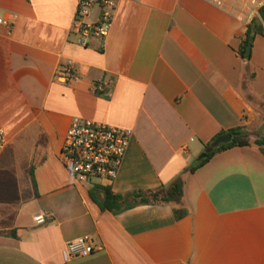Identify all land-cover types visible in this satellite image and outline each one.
Listing matches in <instances>:
<instances>
[{"label":"crops","instance_id":"crops-1","mask_svg":"<svg viewBox=\"0 0 264 264\" xmlns=\"http://www.w3.org/2000/svg\"><path fill=\"white\" fill-rule=\"evenodd\" d=\"M115 1L107 37L83 47L70 32L75 0H0V264H264L260 147L231 148L188 171L223 131L246 126L264 139L263 124L254 129L264 33L240 55L264 0ZM69 65L73 77L57 80ZM102 81L112 88L97 95ZM75 117L132 130L111 184L81 183L65 168ZM181 175V220L171 204L100 207L103 187L126 195ZM82 236L100 249L66 260L65 244Z\"/></svg>","mask_w":264,"mask_h":264},{"label":"built area","instance_id":"built-area-1","mask_svg":"<svg viewBox=\"0 0 264 264\" xmlns=\"http://www.w3.org/2000/svg\"><path fill=\"white\" fill-rule=\"evenodd\" d=\"M76 10L71 26V35L76 43L87 47L90 40H103L109 34L116 9L115 0H75ZM94 17L92 18V15ZM3 23V20H0ZM264 25V24H263ZM264 33V32H263ZM74 68L69 65L58 69L57 80L68 81L73 77ZM110 81L98 82L93 91L97 95L108 93ZM132 137V130L117 128L87 119H72L61 147L62 162L77 181L81 183L104 182L111 184L117 177ZM6 143L4 129L0 126V153ZM45 216L38 215L35 222L45 223ZM90 237L82 236L67 242L63 257L68 260L86 257L99 250Z\"/></svg>","mask_w":264,"mask_h":264},{"label":"trees","instance_id":"trees-1","mask_svg":"<svg viewBox=\"0 0 264 264\" xmlns=\"http://www.w3.org/2000/svg\"><path fill=\"white\" fill-rule=\"evenodd\" d=\"M264 11V5L261 8V12ZM264 25L259 21L258 18L253 19L247 25L246 39L242 44L240 55L245 57V51L249 43V39L256 35H263ZM258 104L264 109V101L258 102ZM231 134V141L228 143L221 144L216 148H211L210 145L213 142L210 141L205 146L206 156L201 159L195 165L191 166L188 171L193 172L203 164L208 162L213 156L219 154L225 150L248 146L255 144L260 147L264 153V139L257 138L253 139V134L249 131L246 126L235 127L227 131L221 132L222 134ZM217 136V137H218ZM184 177L179 176L168 186H160L152 190H138L132 193L122 195L113 193L109 187H103L102 191L105 195L103 204L100 205L101 209L108 210L114 214H119L129 209H132L138 205H151V204H171L173 206V213L176 220H181L188 214V210L184 208ZM146 195V196H144Z\"/></svg>","mask_w":264,"mask_h":264},{"label":"water","instance_id":"water-1","mask_svg":"<svg viewBox=\"0 0 264 264\" xmlns=\"http://www.w3.org/2000/svg\"><path fill=\"white\" fill-rule=\"evenodd\" d=\"M259 17H260V20L262 21V23L264 24V11H262L259 14ZM252 42H253V38H250L249 39V43H248L247 48H246V51H245V56L246 57H249L250 56ZM263 128H264V125H263ZM230 141H231V134H229V133L222 134V135L216 137L213 140V142L211 143L210 147L211 148H216L217 146H219L221 144H224V143H228ZM205 156H206V153H204L199 160L205 158Z\"/></svg>","mask_w":264,"mask_h":264},{"label":"rangeland","instance_id":"rangeland-1","mask_svg":"<svg viewBox=\"0 0 264 264\" xmlns=\"http://www.w3.org/2000/svg\"><path fill=\"white\" fill-rule=\"evenodd\" d=\"M260 120H261L260 123H257V125H256L257 127H254L255 131L258 130V127H260L259 124L264 125V110L262 111V116H261ZM202 154H204V153H202Z\"/></svg>","mask_w":264,"mask_h":264}]
</instances>
